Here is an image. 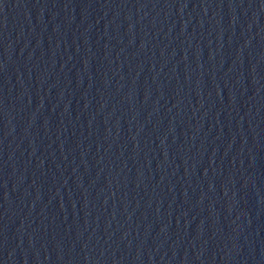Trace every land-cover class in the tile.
<instances>
[{
	"label": "water",
	"instance_id": "obj_1",
	"mask_svg": "<svg viewBox=\"0 0 264 264\" xmlns=\"http://www.w3.org/2000/svg\"><path fill=\"white\" fill-rule=\"evenodd\" d=\"M0 264H264V0H0Z\"/></svg>",
	"mask_w": 264,
	"mask_h": 264
}]
</instances>
